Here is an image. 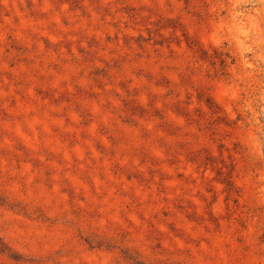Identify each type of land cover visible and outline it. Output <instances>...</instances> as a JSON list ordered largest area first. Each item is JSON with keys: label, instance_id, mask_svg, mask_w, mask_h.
I'll return each mask as SVG.
<instances>
[{"label": "rangeland", "instance_id": "1", "mask_svg": "<svg viewBox=\"0 0 264 264\" xmlns=\"http://www.w3.org/2000/svg\"><path fill=\"white\" fill-rule=\"evenodd\" d=\"M0 264H264V0H0Z\"/></svg>", "mask_w": 264, "mask_h": 264}]
</instances>
